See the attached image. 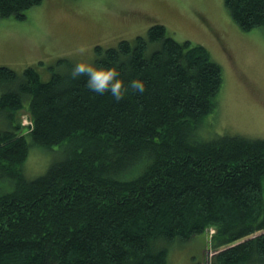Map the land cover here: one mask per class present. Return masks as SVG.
<instances>
[{
  "label": "trees",
  "instance_id": "trees-1",
  "mask_svg": "<svg viewBox=\"0 0 264 264\" xmlns=\"http://www.w3.org/2000/svg\"><path fill=\"white\" fill-rule=\"evenodd\" d=\"M43 0H0L24 20ZM241 31L264 33V0H225ZM146 91L121 101L36 67L0 66V264H168L169 246L214 230L212 264L264 262V139L202 138L218 113L223 68L207 48L163 24L145 37L96 47ZM24 107L32 126L16 123ZM213 117V116H212ZM53 149L45 174L23 167L32 146Z\"/></svg>",
  "mask_w": 264,
  "mask_h": 264
},
{
  "label": "rangeland",
  "instance_id": "rangeland-1",
  "mask_svg": "<svg viewBox=\"0 0 264 264\" xmlns=\"http://www.w3.org/2000/svg\"><path fill=\"white\" fill-rule=\"evenodd\" d=\"M157 23L178 41L207 48L223 68L218 113L199 128L202 138L264 139V33L241 31L225 9V0H43L24 20L0 18V66L19 74L34 66L42 80L49 81L53 68L60 74L68 71L60 60L83 58L74 51L77 45H89L87 54L95 60L97 46L107 49L145 37ZM32 122L28 108L18 112L21 128ZM6 124L0 113V129ZM55 156L53 149L32 146L24 174L30 179L45 174ZM214 233L210 228L191 241L172 242L168 264H212Z\"/></svg>",
  "mask_w": 264,
  "mask_h": 264
},
{
  "label": "clouds",
  "instance_id": "clouds-1",
  "mask_svg": "<svg viewBox=\"0 0 264 264\" xmlns=\"http://www.w3.org/2000/svg\"><path fill=\"white\" fill-rule=\"evenodd\" d=\"M74 51L81 59L75 60L69 73L72 80L84 75L87 77L85 86L93 93H108L115 101L124 99L129 91L143 93L146 91L147 82L139 77L125 80L121 74L120 65L126 62L127 54H120V59L108 64H98L89 52V45L79 44ZM87 54V55H86Z\"/></svg>",
  "mask_w": 264,
  "mask_h": 264
},
{
  "label": "bare ground",
  "instance_id": "bare-ground-1",
  "mask_svg": "<svg viewBox=\"0 0 264 264\" xmlns=\"http://www.w3.org/2000/svg\"><path fill=\"white\" fill-rule=\"evenodd\" d=\"M33 127V126H32Z\"/></svg>",
  "mask_w": 264,
  "mask_h": 264
}]
</instances>
